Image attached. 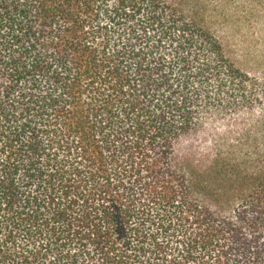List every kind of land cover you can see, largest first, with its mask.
<instances>
[{
  "label": "trees",
  "instance_id": "obj_1",
  "mask_svg": "<svg viewBox=\"0 0 264 264\" xmlns=\"http://www.w3.org/2000/svg\"><path fill=\"white\" fill-rule=\"evenodd\" d=\"M186 0H0V264H264V71Z\"/></svg>",
  "mask_w": 264,
  "mask_h": 264
},
{
  "label": "rangeland",
  "instance_id": "obj_2",
  "mask_svg": "<svg viewBox=\"0 0 264 264\" xmlns=\"http://www.w3.org/2000/svg\"><path fill=\"white\" fill-rule=\"evenodd\" d=\"M180 8L218 40L236 68L264 71V0H186Z\"/></svg>",
  "mask_w": 264,
  "mask_h": 264
}]
</instances>
